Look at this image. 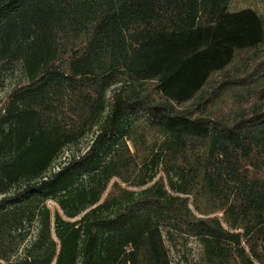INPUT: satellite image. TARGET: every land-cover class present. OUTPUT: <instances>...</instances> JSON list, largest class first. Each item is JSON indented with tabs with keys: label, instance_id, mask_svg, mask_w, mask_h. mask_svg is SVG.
I'll return each instance as SVG.
<instances>
[{
	"label": "trees",
	"instance_id": "trees-1",
	"mask_svg": "<svg viewBox=\"0 0 264 264\" xmlns=\"http://www.w3.org/2000/svg\"><path fill=\"white\" fill-rule=\"evenodd\" d=\"M232 1L0 0V264H174L189 239L188 264H264V63L214 80L264 18Z\"/></svg>",
	"mask_w": 264,
	"mask_h": 264
},
{
	"label": "rangeland",
	"instance_id": "rangeland-1",
	"mask_svg": "<svg viewBox=\"0 0 264 264\" xmlns=\"http://www.w3.org/2000/svg\"><path fill=\"white\" fill-rule=\"evenodd\" d=\"M245 8H252L260 12V14L264 18V0H233L230 9L231 11H239ZM264 63V46L257 49V50H249L245 52H239L237 54L236 59L233 62V65H231L226 72L219 73L216 77H214V80H223L229 73H233V75H239V74H247L255 71L261 64ZM210 85L215 86L216 84ZM208 87L207 89H209ZM232 97L229 95L228 103L226 108L232 105ZM255 100L252 99L251 102L244 104V109H249ZM261 104L264 105V100L261 101ZM222 104H219V107H221ZM92 134L84 138L78 145L71 146L69 149H67L62 157L55 163L54 170H59V168L64 165L65 162L69 161L70 158L75 155H79L84 153L92 141ZM134 150V148L132 149ZM49 206L51 208H56L57 205L49 201ZM36 229L33 228L32 234H34ZM201 253V247L199 243L195 239H189L186 242V245H178L177 249H171V255L173 258L174 264H188L192 259L199 257Z\"/></svg>",
	"mask_w": 264,
	"mask_h": 264
}]
</instances>
